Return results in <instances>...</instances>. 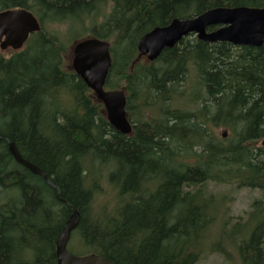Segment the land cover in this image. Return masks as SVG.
I'll use <instances>...</instances> for the list:
<instances>
[{"label":"trees","instance_id":"16d2710c","mask_svg":"<svg viewBox=\"0 0 264 264\" xmlns=\"http://www.w3.org/2000/svg\"><path fill=\"white\" fill-rule=\"evenodd\" d=\"M216 7L264 0H0V11L24 8L40 24L21 49H0V264H56L73 208L76 255L195 264L204 251L225 253V242L241 264H264V44L189 34L155 60H137L143 34ZM76 26L87 34L68 40ZM86 36L109 43L104 87L125 90L129 134L109 124L71 68L70 45ZM221 125L234 137L208 128ZM7 141L48 181L16 163ZM209 183L261 194L245 218L227 219L225 194L208 193ZM219 219L223 239L206 244Z\"/></svg>","mask_w":264,"mask_h":264},{"label":"water","instance_id":"95a60500","mask_svg":"<svg viewBox=\"0 0 264 264\" xmlns=\"http://www.w3.org/2000/svg\"><path fill=\"white\" fill-rule=\"evenodd\" d=\"M210 26L217 27L208 31ZM39 30L38 19L24 8L0 11V49L3 51L21 49L30 34ZM191 33L207 43L226 42L234 46L259 47L264 44V7H216L191 18H173L168 24L156 26L140 37L137 43L138 55L153 61L164 48L173 47ZM69 50L72 70L103 105L109 124L119 132L129 134L131 124L125 109L124 90L104 88L112 63L109 43L86 36L74 41ZM222 134L225 136V131ZM261 145L264 146V138ZM8 152L16 162L48 181L36 165L23 159L14 143L8 142ZM79 218V212L73 208L64 221L55 241L56 264H116L95 253L76 255L68 251L67 242Z\"/></svg>","mask_w":264,"mask_h":264},{"label":"rangeland","instance_id":"374dc122","mask_svg":"<svg viewBox=\"0 0 264 264\" xmlns=\"http://www.w3.org/2000/svg\"><path fill=\"white\" fill-rule=\"evenodd\" d=\"M71 33L68 35V40L74 36L82 37L83 35L87 34L84 33L80 28L77 26L70 30ZM70 44V43H69ZM5 51H12L11 49L5 50ZM69 53L71 55V52L69 50ZM71 60V59H70ZM137 60L142 62H147V59L145 56H138ZM106 89V88H105ZM186 100L183 99H176V103L184 104ZM224 111V110H222ZM224 114L222 112V119ZM209 130L216 136V137H222V132L225 131V138H232L234 137V133H232V130L225 125H221L218 127L208 126ZM223 138V137H222ZM105 188H107L105 186ZM208 193L213 194H225V211L224 214L225 218H237L239 216H243L245 218L246 213L248 212L250 204L253 202L254 199L258 198L261 194L260 190L258 189H250L246 187L241 188H235L233 189L229 185H223V184H214L209 183L207 186ZM111 191L108 190V192L105 191V193L101 194L102 196L111 195ZM100 195V196H101ZM235 219H231L230 223H233ZM231 227V225L226 226V228ZM222 229V230H221ZM224 227L222 225L221 219H219V223H217L213 229L208 233L205 243L206 244H213L214 242L221 241L224 237L223 235ZM230 238V237H228ZM70 240V239H69ZM224 240H222L223 242ZM224 248L226 250L225 253L222 252H210V251H204L201 258L195 263V264H241V260L236 252V247H234L232 244L226 245L225 242ZM77 245L76 243L70 244V242L67 244V249L71 252H77ZM231 254L228 256V254Z\"/></svg>","mask_w":264,"mask_h":264},{"label":"bare ground","instance_id":"6f19581e","mask_svg":"<svg viewBox=\"0 0 264 264\" xmlns=\"http://www.w3.org/2000/svg\"><path fill=\"white\" fill-rule=\"evenodd\" d=\"M164 49H165V48H164ZM164 49H163V50H164ZM163 50H162V51H163ZM162 51H161V52H162ZM185 107H187V106L185 105ZM112 127H113V126H112ZM113 128H114V127H113ZM114 129H115V128H114ZM115 130H116V129H115ZM131 130H132V129H131ZM117 131H118V130H117ZM8 142H12V141H7V150H8ZM12 143H14V142H12ZM14 145H15V143H14ZM15 146H16V145H15ZM16 148H17V147H16ZM9 154H10V153H9ZM10 155H11V154H10ZM21 156H22V155H21ZM12 158H13V157H12ZM23 159H24V158H23ZM25 160H26V159H25ZM14 161H15V160H14ZM27 161H28V160H27ZM15 162H16V161H15ZM16 163H18V162H16ZM18 164L21 165L20 163H18ZM21 166H22V165H21ZM23 167H24V166H23ZM25 168H26V167H25ZM74 229H75V228H74ZM74 229H73V230H74ZM73 230H72V231H73ZM72 231H71V232H72ZM70 234H71V233H70Z\"/></svg>","mask_w":264,"mask_h":264}]
</instances>
